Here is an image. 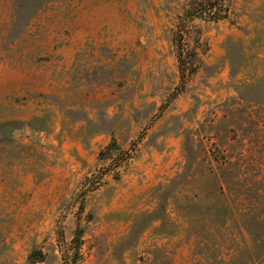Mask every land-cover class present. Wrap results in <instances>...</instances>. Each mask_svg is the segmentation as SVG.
Returning a JSON list of instances; mask_svg holds the SVG:
<instances>
[{"label": "rangeland", "instance_id": "obj_1", "mask_svg": "<svg viewBox=\"0 0 264 264\" xmlns=\"http://www.w3.org/2000/svg\"><path fill=\"white\" fill-rule=\"evenodd\" d=\"M235 1L183 83L178 0H0V264H264V0Z\"/></svg>", "mask_w": 264, "mask_h": 264}, {"label": "trees", "instance_id": "obj_2", "mask_svg": "<svg viewBox=\"0 0 264 264\" xmlns=\"http://www.w3.org/2000/svg\"><path fill=\"white\" fill-rule=\"evenodd\" d=\"M167 8L171 10L173 7L168 6ZM242 15L243 13L238 11L235 0H178V11L175 14L176 21L174 26L170 29L169 38L175 51V55L178 58L183 83L187 81L189 75L194 74L200 65L203 64V61L199 59L200 49L204 48L202 40L203 27L197 23V21L211 22L228 20L232 24H237L238 19H240ZM90 47L93 48V50H96L95 47ZM99 51L101 53L100 59H112L115 61L118 56L117 52L114 53L106 45L101 46ZM88 53L89 51L86 49L83 50V52L78 53V56L84 58V55H87ZM107 66L108 65L105 63L99 66V69L102 72V76L99 77L100 80L104 83H109L110 85L116 84L119 87H124V81L122 78L125 80V76L134 73L135 55L124 53L118 58L114 67L107 69ZM115 148L120 149L117 140L113 138L106 149L101 151L100 157L102 159L112 158L114 161L117 156V152H114L113 150ZM115 162L121 163V161L118 162V160ZM118 165L119 164L115 166ZM143 227V220L136 221L127 238L120 243V247L134 245L138 241L140 233L143 231ZM82 231V228H78L74 237L77 254L79 253L78 248L81 243ZM44 256L45 254L42 251L34 250L29 255V263L34 264L38 261H42ZM73 260H76L75 257Z\"/></svg>", "mask_w": 264, "mask_h": 264}]
</instances>
